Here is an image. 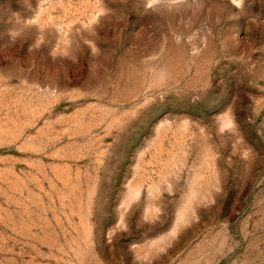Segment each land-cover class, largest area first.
Returning a JSON list of instances; mask_svg holds the SVG:
<instances>
[{"label": "rangeland", "instance_id": "obj_1", "mask_svg": "<svg viewBox=\"0 0 264 264\" xmlns=\"http://www.w3.org/2000/svg\"><path fill=\"white\" fill-rule=\"evenodd\" d=\"M0 264H264V0H0Z\"/></svg>", "mask_w": 264, "mask_h": 264}]
</instances>
